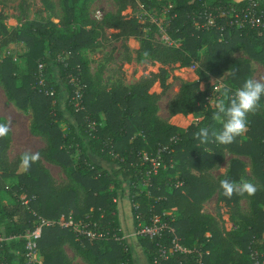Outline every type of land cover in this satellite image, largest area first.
Segmentation results:
<instances>
[{"label": "trees", "instance_id": "16d2710c", "mask_svg": "<svg viewBox=\"0 0 264 264\" xmlns=\"http://www.w3.org/2000/svg\"><path fill=\"white\" fill-rule=\"evenodd\" d=\"M111 1L114 11L99 20L89 18L85 0H58L57 22L24 21L17 28L5 27L0 12V48L10 42L26 48L22 69L9 55L0 59V86L17 111L30 112L29 131L43 141L35 151L40 160L25 171L20 164L22 153L7 158L10 135L0 138V261L24 264L23 242L13 236L30 228L37 217L52 221L70 217L73 222H87V229L100 236L91 239L57 224L44 226L36 241L41 264H75L64 254L63 245L84 264H134L119 220V201L125 198L133 230L139 224L148 225L152 215L165 224L158 236L136 235L146 264H193L196 259L202 264H251L249 250L261 247L264 228V97L261 107L248 115L247 132L235 142L221 145L210 136L208 143L201 144L195 137L200 128L208 127L210 134L221 128L212 119L215 108L204 106L202 115L185 128L155 114L156 101L168 88L166 69L142 74L129 86L121 79L109 87L99 86L89 74L82 51L98 47L108 31L120 40V71L132 60L124 42L130 38L138 42L137 62L146 59L168 68L196 63L197 80L182 83L166 105L168 116H186L195 110L199 81L225 72L224 85L235 91L251 76L249 60L264 71V21L249 25L240 21L241 13L231 12V8L249 7L255 15H264V0H252L254 6L249 0H169L164 32L175 45L140 30L137 5L148 7L153 0ZM37 2L44 10L52 8L51 0ZM126 9L130 12L122 13ZM54 70L66 93L63 110L68 116L58 104L59 84L51 79L39 83ZM72 80L78 85L81 110L70 103L75 90ZM155 82L160 92H149ZM0 122L6 121L0 118ZM225 153L247 158L249 176L237 158L229 159L226 171L213 175ZM143 155L158 157L159 162L156 172L146 175V186L142 179L150 164L142 160ZM44 162L57 166L64 182L56 183ZM226 177L251 180L258 191L253 196L227 198L219 185ZM6 179L15 183L7 187ZM213 194L216 203L229 208L233 228L221 226L217 211L214 215L201 211L202 203ZM241 199L247 202L245 211L239 208ZM124 222L126 226V217ZM173 236L189 252L174 253L163 261L158 247L169 244Z\"/></svg>", "mask_w": 264, "mask_h": 264}, {"label": "rangeland", "instance_id": "374dc122", "mask_svg": "<svg viewBox=\"0 0 264 264\" xmlns=\"http://www.w3.org/2000/svg\"><path fill=\"white\" fill-rule=\"evenodd\" d=\"M51 10H44V7L40 5L37 0H0V12L5 16L2 23L5 27L17 28L24 21H45L50 20L57 22L61 15L58 0H51ZM81 4L76 5L77 10L81 7ZM85 9L89 18L93 20H99L102 15L106 13H112L114 11V5L111 0H85ZM170 7L169 0H153V5L144 6L141 4L137 5L136 15L140 30L143 34H149L154 40L169 43L175 45L173 41L168 40L167 35L164 32L166 26V13ZM130 10L126 9L122 13H129ZM77 23L74 25V27ZM71 29V27H70ZM128 48L131 50L132 60L130 63H124L122 70H119V65L122 63L121 54L122 48L120 47V40L112 37V33L105 31V36L100 39V44L94 50L88 51L83 50L82 56L86 58L88 71L92 79L97 81L99 86L109 87L116 80L121 79V82L125 86H129L134 83L140 75L148 72H157L158 69L164 68L167 70V78L165 82L168 84V88L156 101V116L169 124L185 128L190 121L194 118L202 115L204 106L215 108V103L221 99L220 92L214 91V88L221 87L225 84V72H220L215 75L208 76L206 80L198 82V96L195 102V110L193 113L183 116L177 114L174 116H168L166 105L167 101L178 91L179 86L182 83L193 82L197 80L196 75V63L190 67H162L156 62H151L146 59L137 62L134 59V51L138 48V42L134 39H127L124 41ZM26 48L18 42H10L0 48V59L4 55H9L15 65L22 69L25 63ZM235 56H241L240 53H236ZM249 67L251 69V76L253 78H259L264 76L263 67L255 61L249 60ZM42 68L44 65L42 63ZM57 72L52 71L51 75H44L41 78V82H48L50 79L57 82L61 88L62 98L58 104L61 110H63L64 102L66 99V93L64 87L57 80ZM50 83V82H48ZM77 83V82H76ZM72 80V85L76 90L78 85ZM203 85V89L199 86ZM149 92L158 93L160 87L157 82L153 83L150 87ZM63 113L68 116L67 112L63 110ZM0 118L5 121L11 119V132L10 142L7 149V158L11 160L16 155L25 151L35 152L37 149L43 146V141L38 137L34 136L29 131L30 126V112L22 113L13 108V106L7 102L6 97L0 86ZM61 129L65 130V124H60ZM225 153L224 161L212 174H219L226 171L228 168L229 159L232 158ZM244 167V174L249 176V164L248 159L245 158L242 161ZM44 167L48 170L51 177L56 183L64 182V174L61 170L52 164L43 163ZM6 186L10 187L15 183L13 179L5 180ZM118 207L119 220L123 229V238L130 249V255L134 264H146L145 258L142 253V247L139 245L134 230L130 224V206L125 198L120 199ZM124 202V203H123ZM125 204V205H124ZM239 208L242 211L247 210V202L244 199L239 201ZM201 211L203 213L214 215L217 211L220 215V224L225 230L233 228L232 222L229 219V208L223 203H216L215 194L211 195L205 202L202 203ZM170 211H166L168 214ZM125 213V214H124ZM124 217L127 219V225L124 226ZM129 222V223H128ZM231 224V225H230ZM189 252V251H188Z\"/></svg>", "mask_w": 264, "mask_h": 264}, {"label": "clouds", "instance_id": "9594fccd", "mask_svg": "<svg viewBox=\"0 0 264 264\" xmlns=\"http://www.w3.org/2000/svg\"><path fill=\"white\" fill-rule=\"evenodd\" d=\"M199 87L203 89V85ZM214 91L220 92L221 99L215 103L216 111L212 119L218 122L221 128L212 130L210 134L208 127H202L195 133V137L200 140L201 144L208 143L211 136L214 142L229 145L247 132L248 115L261 107L260 101L264 97V76L247 78L235 91L227 85L214 88ZM11 125V119L0 122V138L6 137L11 132ZM39 160V152L25 151L20 156V164L25 171ZM219 185L223 195L227 198L245 194L253 196L258 191V186L254 182L243 178L236 181L226 177L219 181Z\"/></svg>", "mask_w": 264, "mask_h": 264}, {"label": "built area", "instance_id": "2783aa9c", "mask_svg": "<svg viewBox=\"0 0 264 264\" xmlns=\"http://www.w3.org/2000/svg\"><path fill=\"white\" fill-rule=\"evenodd\" d=\"M249 5L254 6L256 5V2L249 0ZM231 12L234 16H237L239 13H241V19L240 21L242 23H247L249 25L257 26L261 23V21H264V15L259 14L255 15L252 10L247 7L246 9L242 10H236L235 8H231ZM208 22H210V19H208ZM41 68V64H38V69ZM41 82V79L39 83ZM48 94H51L50 92ZM70 103L74 107L75 110H81L83 107L80 104V94L78 90L73 91V96L70 99ZM143 161H148L150 164V169L144 173V175H148V173L154 174L159 166L158 157L155 158H147L145 155L142 156ZM143 185H148V178L147 176L142 179ZM20 200L22 204L26 203V200H24V197L21 195ZM57 224L60 227L63 228H69L73 232H75L76 235H84L87 238H94L97 236H100V234H96L95 232L87 229V222L79 221V222H73L70 217L67 219H64L63 217H60L57 221H52L44 218L37 217L35 220L31 222V227L26 228L22 231L21 234L17 236H13V238H19L23 242V248H24V264H41V260L37 256V244L36 241L39 239L41 234V229L44 226L54 225ZM165 227V224L163 221L159 218L158 215H152L150 218V223L148 225L145 224H139L137 228L134 230L135 235H140L147 238H152L154 236L160 235L162 232V229ZM172 231V230H170ZM2 238L0 237V241ZM261 247L260 248H252L249 250L248 257L251 261V264H264V228L262 231L261 236ZM188 250H186L181 244L178 243V239L173 236L169 244L167 245H161L158 247V256L161 260H166L174 253H186ZM0 264H5L3 261H0ZM193 264H202L199 259H196Z\"/></svg>", "mask_w": 264, "mask_h": 264}, {"label": "crops", "instance_id": "0c3cea01", "mask_svg": "<svg viewBox=\"0 0 264 264\" xmlns=\"http://www.w3.org/2000/svg\"><path fill=\"white\" fill-rule=\"evenodd\" d=\"M14 108V107H13ZM15 109V108H14ZM177 115V114H176ZM230 156V154H228ZM230 157L232 158H237L238 160L240 161H243V159H245V157H242V156H235V155H231ZM231 159V158H230ZM231 225V224H230ZM62 249H63V252L64 254L66 255V257L72 262V263H75V264H84L80 258L78 256H76L72 250L67 247L66 245H63L62 246Z\"/></svg>", "mask_w": 264, "mask_h": 264}]
</instances>
